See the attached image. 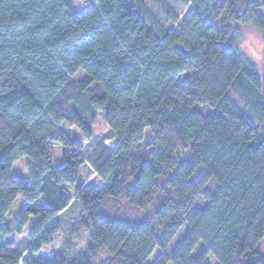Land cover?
Segmentation results:
<instances>
[{
    "label": "trees",
    "instance_id": "obj_1",
    "mask_svg": "<svg viewBox=\"0 0 264 264\" xmlns=\"http://www.w3.org/2000/svg\"><path fill=\"white\" fill-rule=\"evenodd\" d=\"M67 1L0 0V264H96L102 254L148 264L156 250L155 264H208L210 251L218 264H264V65L235 40L241 21L264 28V0H95L82 15ZM100 110L111 128L94 138ZM65 119L91 138L86 158L63 135ZM22 158L30 186L13 175ZM93 168L101 186L83 187ZM123 203L132 214L106 215ZM70 209L69 236L84 232L87 245L42 254ZM33 216L43 218L20 246Z\"/></svg>",
    "mask_w": 264,
    "mask_h": 264
},
{
    "label": "rangeland",
    "instance_id": "obj_2",
    "mask_svg": "<svg viewBox=\"0 0 264 264\" xmlns=\"http://www.w3.org/2000/svg\"><path fill=\"white\" fill-rule=\"evenodd\" d=\"M67 3L69 4V6L74 10V12L77 15H82L84 14L92 5L96 4L95 0H68ZM192 10L191 6H188L187 8H185L184 10H182L180 18H179V26H181L187 19L188 14L190 13V11ZM243 34V29H242V25H235V40H236V44L237 47L242 55L243 58L251 61L252 63H255L258 66V70L262 69L263 65H259L257 64V62L253 61L248 55L247 53L240 47L239 43L237 42V36L238 35H242ZM189 77V74H185L183 75V77L181 78L182 81H185L187 78ZM84 78L83 72L79 73L74 80L77 81H81ZM209 116L208 114H205V118H207ZM105 121V118L103 117V121H101V123H103ZM109 131L103 133L102 135H97L94 131V128H91V133L93 135L94 138H99L103 135H106ZM62 133L63 135L71 142H77L78 144H80L83 147V157L86 158V151L89 149L88 147V143H85V139L83 137V135L80 132L71 130L69 128L66 129H62ZM106 146L111 149L114 150L116 148V142L114 141H109L106 143ZM50 152L53 155V160H54V166L56 168H61L65 165V162L63 160V156L62 154L60 156H55L53 148L54 145L50 146ZM61 151H63L61 149ZM186 152H182L179 151L176 155V158H178L179 156H183ZM4 155V151H0V160ZM30 161L28 160V158H22L21 163L20 164H16L13 170V175L15 178L21 180L22 182H24L27 186L31 185V182L28 178V174L27 172H25L24 170V166L29 165ZM180 163V159H177V166L175 167V171L178 169V164ZM90 175V174H89ZM93 175V174H91ZM210 188L214 190V188L217 186L216 182L214 180L210 181ZM100 187L101 186V182L99 181V179L97 177L89 180L87 178L84 179V185L83 187ZM16 206H13L12 208V212H11V216L9 218V223L12 225L14 223H16L20 213H21V209L22 207L25 205V201L21 198L17 204V202L15 203ZM123 207L120 211L116 212L113 215V211L112 209H109L107 211V216L112 217V218H117V217H123L124 212H128L130 214H132L130 212V210L127 209V206L123 203L122 204ZM38 207L39 208H45L47 207L46 203L43 202V200H41V202L38 203ZM203 206H196V209L200 210L202 209ZM149 212V211H148ZM152 211H150L151 213ZM151 214L148 215L151 216ZM78 217L77 212L74 209H70L69 211H67L66 213L63 214V217L61 219V232L56 236L54 243L52 246L50 247H46L42 250V254L46 255V256H52L55 252L58 251H62L63 248L67 249L66 251L68 252H73V250H83L85 248V246L88 243V236L86 233L81 232V231H77L73 234V236H69L70 232L72 233V229H74V224L76 222V219ZM43 218V216H39V217H31L29 224L27 225V228L24 229L23 233H25V231L27 232L26 235H21V236H17L16 240L19 243L20 246H22L24 244V242L26 240L29 239L30 235L33 233L34 229H35V225L38 221H40ZM188 231V226L185 225L184 229L181 230L179 232V234L177 235V237L175 238V240L173 241V245L170 247L169 250H167V254L171 255L172 251L174 249H176L178 247V245L180 244L181 240L184 238L186 232ZM22 233V234H23ZM203 249V245L200 244L199 247L197 248V251L194 252L192 254V258H196L202 251ZM264 250V247H263ZM160 255V252L158 250L155 251V253L153 254V256H151V258L148 260V264H155L158 256ZM107 260L108 257L106 256V254H102L98 260L96 261V264H107ZM207 262L208 264H213V261L209 258V256L207 257ZM215 264H218L217 260L215 261Z\"/></svg>",
    "mask_w": 264,
    "mask_h": 264
},
{
    "label": "clouds",
    "instance_id": "obj_3",
    "mask_svg": "<svg viewBox=\"0 0 264 264\" xmlns=\"http://www.w3.org/2000/svg\"><path fill=\"white\" fill-rule=\"evenodd\" d=\"M183 7V6H182ZM243 34L237 36V42L239 43L240 47L247 53V55L257 64L264 65V28H262L255 20H248L247 22L241 21ZM103 121V110H100V114L97 117V120L93 123L94 131L97 135H102L103 133L110 130L111 125L107 123V121ZM60 123L66 125L69 129L80 132L84 138L85 143H90L91 138L88 137L85 130L81 127V125L78 122H70L68 120H62ZM54 144V154L55 156H60L62 154V147L63 144L61 141L57 140L53 142ZM16 164H20L21 160H17L15 162ZM90 168L92 167L91 163L88 165ZM25 172H28L29 169L27 166H24ZM95 177H99L103 179L104 177H101L98 172L95 171L93 168V175H89L86 178L91 180ZM23 194L17 197V204L19 200L22 198ZM16 206V205H14ZM150 207V205L145 206L141 209V211H146L147 208ZM25 228H27V225H25ZM27 232L23 233L22 235H26ZM175 239V238H173ZM199 245L194 246L191 251L194 253L197 251ZM209 258L213 261V264H215V261L218 259L215 252H209L208 253ZM171 264V262H169Z\"/></svg>",
    "mask_w": 264,
    "mask_h": 264
}]
</instances>
